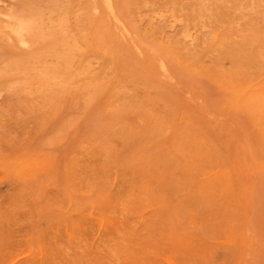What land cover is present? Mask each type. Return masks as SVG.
<instances>
[{
	"label": "rangeland",
	"instance_id": "obj_1",
	"mask_svg": "<svg viewBox=\"0 0 264 264\" xmlns=\"http://www.w3.org/2000/svg\"><path fill=\"white\" fill-rule=\"evenodd\" d=\"M113 4L0 0V264H264V0Z\"/></svg>",
	"mask_w": 264,
	"mask_h": 264
},
{
	"label": "bare ground",
	"instance_id": "obj_2",
	"mask_svg": "<svg viewBox=\"0 0 264 264\" xmlns=\"http://www.w3.org/2000/svg\"><path fill=\"white\" fill-rule=\"evenodd\" d=\"M104 4H105V9L107 11H113L114 8V4H113V0H104ZM116 18V17H115ZM118 19V18H117ZM164 66V65H163ZM165 68V66H164Z\"/></svg>",
	"mask_w": 264,
	"mask_h": 264
}]
</instances>
